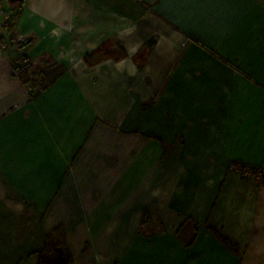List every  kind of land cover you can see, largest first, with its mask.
Returning a JSON list of instances; mask_svg holds the SVG:
<instances>
[{
    "label": "crops",
    "instance_id": "crops-1",
    "mask_svg": "<svg viewBox=\"0 0 264 264\" xmlns=\"http://www.w3.org/2000/svg\"><path fill=\"white\" fill-rule=\"evenodd\" d=\"M0 7V264H264V0Z\"/></svg>",
    "mask_w": 264,
    "mask_h": 264
},
{
    "label": "built area",
    "instance_id": "built-area-1",
    "mask_svg": "<svg viewBox=\"0 0 264 264\" xmlns=\"http://www.w3.org/2000/svg\"><path fill=\"white\" fill-rule=\"evenodd\" d=\"M0 16L4 21V27L6 26V21L9 18L7 12L0 7ZM26 39L24 38H16L11 39L10 43L18 48L22 47L25 43ZM32 72L31 63L27 59L22 60L18 64H14L12 66V75L22 82H26L29 85L31 84V80L33 77L29 76ZM228 171L239 175L241 178L246 180L253 181L257 186H264V167H254L250 164L244 163L239 160H233L228 164Z\"/></svg>",
    "mask_w": 264,
    "mask_h": 264
},
{
    "label": "trees",
    "instance_id": "trees-1",
    "mask_svg": "<svg viewBox=\"0 0 264 264\" xmlns=\"http://www.w3.org/2000/svg\"><path fill=\"white\" fill-rule=\"evenodd\" d=\"M17 12L18 11H16L12 16H9V18L7 19L5 26L6 29L9 30L10 27L13 25V21L14 19H16ZM26 44L27 41H25L22 47H24ZM40 75L41 73L38 72L36 74L33 71L29 74V76L33 77V79L31 80V84L36 89L35 92L41 90L45 85L43 78ZM52 235V239H48L44 247V251H46L47 255L51 256V258H41L39 264H71L69 256L64 246V239L62 233L60 232V230H56L53 231ZM222 241L224 242V244H226L228 248L234 247L229 242L225 240Z\"/></svg>",
    "mask_w": 264,
    "mask_h": 264
},
{
    "label": "water",
    "instance_id": "water-1",
    "mask_svg": "<svg viewBox=\"0 0 264 264\" xmlns=\"http://www.w3.org/2000/svg\"><path fill=\"white\" fill-rule=\"evenodd\" d=\"M11 4L22 3L23 0H7Z\"/></svg>",
    "mask_w": 264,
    "mask_h": 264
},
{
    "label": "rangeland",
    "instance_id": "rangeland-1",
    "mask_svg": "<svg viewBox=\"0 0 264 264\" xmlns=\"http://www.w3.org/2000/svg\"><path fill=\"white\" fill-rule=\"evenodd\" d=\"M31 70H32V68H31Z\"/></svg>",
    "mask_w": 264,
    "mask_h": 264
}]
</instances>
